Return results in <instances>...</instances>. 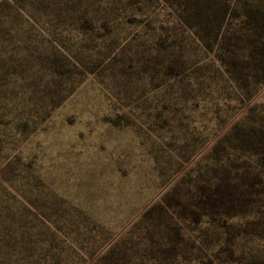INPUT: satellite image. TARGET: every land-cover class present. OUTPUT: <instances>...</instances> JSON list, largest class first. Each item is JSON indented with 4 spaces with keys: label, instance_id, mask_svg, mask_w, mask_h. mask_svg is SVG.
<instances>
[{
    "label": "rangeland",
    "instance_id": "1",
    "mask_svg": "<svg viewBox=\"0 0 264 264\" xmlns=\"http://www.w3.org/2000/svg\"><path fill=\"white\" fill-rule=\"evenodd\" d=\"M0 264H264V0H0Z\"/></svg>",
    "mask_w": 264,
    "mask_h": 264
}]
</instances>
